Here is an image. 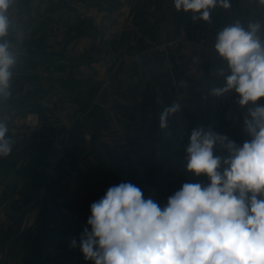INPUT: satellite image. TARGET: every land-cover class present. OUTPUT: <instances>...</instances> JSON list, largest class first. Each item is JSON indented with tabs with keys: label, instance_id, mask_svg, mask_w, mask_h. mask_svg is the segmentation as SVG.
<instances>
[{
	"label": "crops",
	"instance_id": "obj_1",
	"mask_svg": "<svg viewBox=\"0 0 264 264\" xmlns=\"http://www.w3.org/2000/svg\"><path fill=\"white\" fill-rule=\"evenodd\" d=\"M230 5L204 22L173 0H14L0 39L17 54L11 95L0 99L13 141L0 157V264H94L71 240L79 245L91 204L109 187L135 184L133 162L175 193L186 182H210L187 171L192 130L233 134L240 146L251 139L244 120L256 105L241 107L234 91L212 93L230 74L215 49L204 83L184 77L172 48L157 49L182 29L195 38L199 22L220 31L259 23L264 40V4ZM173 104L180 108L161 128L160 115ZM31 112L42 119L35 132L24 126Z\"/></svg>",
	"mask_w": 264,
	"mask_h": 264
},
{
	"label": "clouds",
	"instance_id": "obj_2",
	"mask_svg": "<svg viewBox=\"0 0 264 264\" xmlns=\"http://www.w3.org/2000/svg\"><path fill=\"white\" fill-rule=\"evenodd\" d=\"M14 0H0V39L11 27L8 15ZM264 4V0H260ZM177 11L191 12L193 19L210 20L217 7L227 10L230 0H173ZM261 25L247 28L237 21L216 36L215 52L230 74L225 85L212 89L215 96L234 91L237 103L248 106L245 130L251 139L242 146L228 137L192 130L186 148L187 171L210 181L184 183L161 208L139 187L122 182L107 189L90 206L91 215L77 245L86 261L94 264H264V40ZM17 54L9 42H0V99L11 93L12 69ZM223 75V70H221ZM179 104L164 109L160 127ZM7 125L0 121V157L12 152ZM219 144L226 157L214 154ZM222 169V171H221Z\"/></svg>",
	"mask_w": 264,
	"mask_h": 264
},
{
	"label": "built area",
	"instance_id": "obj_3",
	"mask_svg": "<svg viewBox=\"0 0 264 264\" xmlns=\"http://www.w3.org/2000/svg\"><path fill=\"white\" fill-rule=\"evenodd\" d=\"M199 33L195 38H191L185 29H182L169 44H161L157 47L161 54H167L172 48L176 61L185 78L194 82H206L208 79L207 68L211 62V56L214 52L216 36L220 32L217 26L209 23H197ZM213 68L217 70L218 65ZM25 126L28 129H40L42 119L39 114L31 112L24 117ZM229 140L234 141L237 145V139L233 134H224ZM86 140L90 139L89 135L85 136ZM219 153L227 156V151L219 144L214 147ZM135 172V185L139 187L144 198L151 197L158 205L163 208L167 204L170 196L174 195L169 184L164 182H154L148 176L144 166L137 162L131 164Z\"/></svg>",
	"mask_w": 264,
	"mask_h": 264
},
{
	"label": "rangeland",
	"instance_id": "obj_4",
	"mask_svg": "<svg viewBox=\"0 0 264 264\" xmlns=\"http://www.w3.org/2000/svg\"><path fill=\"white\" fill-rule=\"evenodd\" d=\"M259 9H260V8H257V9L254 8V10H256V11H258ZM24 126H25V123H24ZM25 127H26V126H25ZM42 127H43V124H42ZM42 127H41V128H42ZM26 128H27V127H26ZM41 128H40V129H41ZM27 129H28V128H27ZM28 130H29V132H35V131H37L38 129H35V130L28 129Z\"/></svg>",
	"mask_w": 264,
	"mask_h": 264
}]
</instances>
